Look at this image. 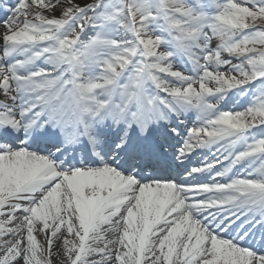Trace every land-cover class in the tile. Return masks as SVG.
Listing matches in <instances>:
<instances>
[{"label": "snow or ice", "instance_id": "6c2138e0", "mask_svg": "<svg viewBox=\"0 0 264 264\" xmlns=\"http://www.w3.org/2000/svg\"><path fill=\"white\" fill-rule=\"evenodd\" d=\"M0 264H264V0H0Z\"/></svg>", "mask_w": 264, "mask_h": 264}]
</instances>
